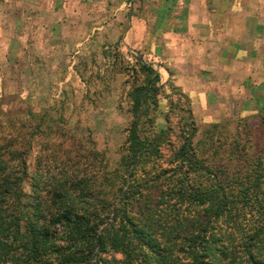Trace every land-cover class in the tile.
Wrapping results in <instances>:
<instances>
[{
  "label": "trees",
  "instance_id": "1",
  "mask_svg": "<svg viewBox=\"0 0 264 264\" xmlns=\"http://www.w3.org/2000/svg\"><path fill=\"white\" fill-rule=\"evenodd\" d=\"M149 64L128 94L131 120L112 167L94 155L82 167L57 150L62 118L29 111V137L42 133L52 154L39 175L44 194L34 182L28 201L8 159L21 153L0 147V264H264V138L243 123L236 141L206 133L198 146L190 120L163 160L170 128L157 132L154 115L163 89L189 99L169 79L158 85L161 65Z\"/></svg>",
  "mask_w": 264,
  "mask_h": 264
},
{
  "label": "rangeland",
  "instance_id": "2",
  "mask_svg": "<svg viewBox=\"0 0 264 264\" xmlns=\"http://www.w3.org/2000/svg\"><path fill=\"white\" fill-rule=\"evenodd\" d=\"M180 5L178 0H0V147L21 153L19 162L8 159L22 177L25 200H32L34 182L44 194L39 175L52 154L42 133L29 137L33 124L27 113L48 110L61 117L59 124L66 128L57 150L67 148L82 167L88 161L90 165L93 155L96 166L102 167L104 159L112 167L131 120L128 94L144 82L140 63L160 69V61L142 49L149 29L157 19L164 24ZM163 81L160 74L157 84ZM169 92L163 89L154 114L157 132L170 128L161 147L163 160L179 147L182 127L190 120L197 128L193 144L198 146L206 133L236 141L239 130L243 136V123L256 139L264 138V95L247 97L244 111L214 113L212 120L202 121L205 115L196 119L189 101ZM57 165H51L53 172H60Z\"/></svg>",
  "mask_w": 264,
  "mask_h": 264
},
{
  "label": "crops",
  "instance_id": "3",
  "mask_svg": "<svg viewBox=\"0 0 264 264\" xmlns=\"http://www.w3.org/2000/svg\"><path fill=\"white\" fill-rule=\"evenodd\" d=\"M178 3L169 20L152 25L142 49L160 61L162 79L189 99L196 119L246 110L247 97L264 95V0Z\"/></svg>",
  "mask_w": 264,
  "mask_h": 264
}]
</instances>
